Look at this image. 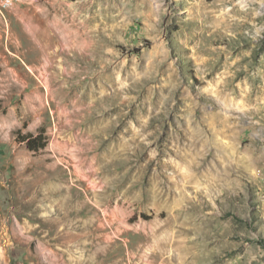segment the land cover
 <instances>
[{
	"label": "rangeland",
	"instance_id": "1",
	"mask_svg": "<svg viewBox=\"0 0 264 264\" xmlns=\"http://www.w3.org/2000/svg\"><path fill=\"white\" fill-rule=\"evenodd\" d=\"M0 264H264V0L0 8Z\"/></svg>",
	"mask_w": 264,
	"mask_h": 264
},
{
	"label": "trees",
	"instance_id": "2",
	"mask_svg": "<svg viewBox=\"0 0 264 264\" xmlns=\"http://www.w3.org/2000/svg\"><path fill=\"white\" fill-rule=\"evenodd\" d=\"M17 140L20 143H24L26 149L31 152H38L47 146V138L45 137L42 129H40L36 135H22L20 131H18Z\"/></svg>",
	"mask_w": 264,
	"mask_h": 264
},
{
	"label": "bare ground",
	"instance_id": "3",
	"mask_svg": "<svg viewBox=\"0 0 264 264\" xmlns=\"http://www.w3.org/2000/svg\"><path fill=\"white\" fill-rule=\"evenodd\" d=\"M251 10H246V13H249ZM83 203V204H82ZM82 203H80L81 204V206L83 207V209L85 208L87 211H90V212H92V213H94L95 212V208L93 207V206H91V205H89L86 201H85V199H84V201L82 202ZM66 205H68V203L66 204ZM70 206H71V209H75V210H77L78 209V206L76 205V204H74L73 202L70 204ZM105 217V216H104ZM106 219V218H105ZM109 221H110V217L108 216V219L107 220H105V223H107V225L109 224ZM105 226V225H104ZM83 229H85V228H83ZM95 231V230H94ZM93 232V231H92Z\"/></svg>",
	"mask_w": 264,
	"mask_h": 264
},
{
	"label": "built area",
	"instance_id": "4",
	"mask_svg": "<svg viewBox=\"0 0 264 264\" xmlns=\"http://www.w3.org/2000/svg\"><path fill=\"white\" fill-rule=\"evenodd\" d=\"M1 5L0 8L1 9H6L11 5V0H1Z\"/></svg>",
	"mask_w": 264,
	"mask_h": 264
}]
</instances>
